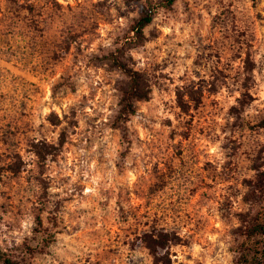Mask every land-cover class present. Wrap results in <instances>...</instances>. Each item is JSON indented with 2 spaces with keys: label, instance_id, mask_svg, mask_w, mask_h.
<instances>
[{
  "label": "clouds",
  "instance_id": "9594fccd",
  "mask_svg": "<svg viewBox=\"0 0 264 264\" xmlns=\"http://www.w3.org/2000/svg\"><path fill=\"white\" fill-rule=\"evenodd\" d=\"M95 2L40 0L39 14L34 17L35 25L28 26L31 17L26 25H9L5 29L8 35L0 36V123L6 124L20 117L21 104H26L23 111L28 115L17 122H32L36 125L43 123L49 143L57 144L61 130L73 119L71 106L88 97L86 106L75 117L78 125L75 126L76 134L71 136V140L87 144V137L93 136V142L87 150L75 147L71 152L66 151L63 155L68 159L66 163L61 161L63 167L56 168L53 164L55 170L46 174L56 177L49 191L59 193L55 197L62 201L59 211H54L52 205L44 206L41 203L39 187L34 192L22 191L20 196H15V189L12 190L14 203L23 199V204L19 209L14 208L4 215L3 221H0V241L15 236L19 244L27 237L28 248L35 250V255L30 256L33 264H104L101 254L107 249L118 251L107 255L106 264H128L130 244L125 241L131 242L137 236L143 237L152 222L163 217L161 224L178 228L176 235L180 238L179 243L168 241L173 253L172 264H216L209 259L211 248L208 241L212 238L206 237L197 228L193 217L184 214L187 207L179 212L173 211V207L180 209L181 205L189 201L191 197L188 193L191 189L200 190L210 185L207 197L202 196L195 205L198 214L195 218L207 214L202 210L204 206L215 214L213 201L222 199L228 187L222 177L228 172L229 157L221 146L230 132L222 131V128L227 123L225 115L228 108L237 104L241 92L229 94L226 88H222L214 98L221 101L224 112L216 115L215 111L218 110H211V119L206 124L201 122L196 125L188 141H185L183 135V122L188 120V116L178 106L174 91L177 84L184 83L179 79L171 85L173 91L162 95L157 92L153 100L139 109L145 113L143 117L136 114L126 121L123 118L113 120L111 123L116 126V131L108 127L102 137L91 131L86 132L85 129L91 127L88 123L90 120L97 130L110 123L113 110H110L109 105L114 103L111 96L114 89L107 83L97 89L95 98H92L93 89L90 86L106 81L109 77L103 69L90 65L89 57L98 53L101 43H111L104 37L115 28V24L99 28V36L92 33L85 35L86 32L75 26L77 14ZM153 2L157 3L158 0ZM172 7L175 12L165 7L156 9L155 21L160 35L144 48L131 52L138 61L136 69L163 61L168 51L180 41L183 46L176 49L177 54L184 57L186 53H191L192 56L182 61V66L174 75H182L185 67L191 75L192 60L196 56L191 41H195L199 33L200 36H210L212 40L230 46V50L226 48L223 60L231 62V71L235 74L237 70H243L248 45L251 44L255 52L254 59L259 66L255 73L259 91L253 90V94L258 95L259 99L249 109V113L264 111V0H175ZM9 9L6 0H0V12L7 16ZM112 11L115 16V9ZM217 16L227 21L219 31L218 24L208 23L210 18ZM116 23L125 26L128 20L120 18ZM134 29L129 32L130 40L136 37ZM235 37H239L240 43H235ZM5 39L8 43H4ZM204 42L209 43V40L205 39ZM236 53L239 55L233 59ZM161 71L170 72L171 69ZM72 81L78 82L75 91L71 87ZM165 100L176 107L165 110ZM53 114L58 118V124L52 122ZM177 114H180L179 119ZM149 117H154V121ZM249 118L253 123L258 122L253 117ZM169 119L172 123L167 127L165 121ZM125 123L132 133L131 143L121 131ZM200 128L203 129V135L196 134ZM173 129H176L177 134L174 139H169ZM248 139L251 142L256 137ZM259 139L264 140V136ZM172 148L176 149L175 153L171 151ZM182 151L183 154L178 155ZM82 156L84 159L81 161ZM24 158L36 159L34 154L25 155ZM74 160L79 161L78 167L73 164ZM240 161L242 166L248 163L244 157ZM209 164L215 167H207ZM68 165H72V171H69ZM201 165L207 167V173ZM33 167L34 164L29 165V168ZM155 169L159 170L158 173ZM157 175L164 178L173 176V181L167 190L154 198L150 186L155 184ZM209 176L215 178L214 184L209 182ZM66 177L71 179L62 182V178ZM227 181L235 183L234 180ZM176 197L180 198V204L176 203ZM99 201L105 202L104 211L112 218L120 217L121 204L126 212L130 210L134 213L121 225L115 237L105 239L104 229L90 233L85 226L88 217L82 216L81 210L86 207L92 209ZM91 215L98 213L92 211L89 213ZM9 224L12 225L11 231L8 230ZM219 235L226 242L229 239L225 229H220ZM152 240L158 243L160 236H153ZM132 254L144 256V264H154L148 247ZM244 255L246 260L241 264H264V237L259 238V242L256 237L249 241Z\"/></svg>",
  "mask_w": 264,
  "mask_h": 264
},
{
  "label": "rangeland",
  "instance_id": "374dc122",
  "mask_svg": "<svg viewBox=\"0 0 264 264\" xmlns=\"http://www.w3.org/2000/svg\"><path fill=\"white\" fill-rule=\"evenodd\" d=\"M6 2L10 5V9L7 12V16L0 12V36L6 37L8 35L5 29L9 25H26V21L31 17L32 19L28 26L36 24L34 17L39 14L40 0H6ZM162 2L163 0H158L157 3H154L153 0H96L90 8L82 9L75 17V26L86 32L85 35L92 33L99 36V28L104 25L115 24V28L110 30L104 37L105 40H110L111 43H101L98 53H93L89 57L90 65L97 69H103L109 77L106 81L90 86L93 89L92 98H95L97 89L103 88L106 83L111 84L112 89H114L111 93L114 103L109 105V108L113 110V116L110 118L108 125L98 130L91 120L88 121L91 127L85 129L86 132L91 131L102 137L108 127H113V130L116 131V126L111 121H118L122 118L120 113L121 99L123 91L128 86L129 79L121 70L114 66L109 56L111 53L118 54V50H121L124 52V60L130 67L136 69L135 66L138 61L131 55V52L144 48L147 43L160 35L155 17L157 15L156 9L163 7L160 5ZM172 6L167 9L175 12L176 10ZM55 7L59 8L61 6L55 5ZM150 7L154 8L155 14L153 21L146 27L147 31H145L144 41L138 44L133 43L134 39H129L131 25L135 19ZM113 9L116 12L115 16L113 15ZM132 13H136V15L133 16ZM218 15H222V13H218ZM209 16L211 17L210 13ZM120 18H126L128 23L125 26L117 24L116 21ZM226 22V19H221L220 16L210 18L208 21L210 25L212 23L218 24L217 31ZM240 36H243V33H240ZM205 39H208L209 43H205ZM234 39L235 43H240L239 37ZM225 40H227V37H225ZM4 43H8V41L5 39ZM191 43L196 49V56L192 60L191 75H189L187 67L184 68L183 74L179 77L174 75L182 66V61L192 56L191 53H186L184 57L177 54L176 49L183 46L180 41H177L175 47L168 51L163 61L136 69L143 75L144 80L151 88V92L148 100H141L135 103L136 113L134 115L139 114L143 117L145 113L140 112L139 109L153 100L157 92L162 95L173 91L171 85L176 84L177 79H179L184 83L177 84L174 91L177 96L178 106L188 116V120L183 122L185 126L184 139L188 141L191 139L196 125L201 122L206 124L211 119L213 115L211 110H218L215 111L216 115L224 112L221 101L214 98L222 88H226L229 94L236 91L241 92V96L237 98V104L228 108L225 115L227 123L222 128V131L230 132V135L225 137V143L221 146L225 150V155L229 157L227 162L229 166L228 172L222 177L228 187L222 199L213 201L216 208L215 214H212L207 206H204L202 210L207 214L199 215L198 219L195 218L198 215L195 205L200 202L202 196L207 197L210 185H205V188L200 190L191 189L188 193L191 199L181 205L180 209L173 207V211L176 212L184 211L185 207H187L188 210L184 214L193 217L197 228L203 231L206 237L212 238L208 241L211 248L210 260H214L216 264H236L238 249L243 242L242 233L245 231L246 225L256 216L264 215V140L259 139V137L264 136V125H261L264 120V111L249 113V109L253 108L255 101L259 99L258 95L253 94V90L259 91V82L255 75L259 66L254 59L255 52L252 50L251 44L248 45L243 70H237L233 74L231 62L223 60L226 48L230 50V46L219 40H212L210 36H200L199 33H197V39L191 41ZM238 55L239 53H236L233 59ZM168 68L171 69L170 72L161 71V69ZM193 77H196V79H193ZM69 79L71 80V78ZM77 86V81L71 82L73 91L76 90ZM185 96L188 97L187 100L184 99ZM87 100L88 97H85L83 101L71 106L70 113L73 119L61 130L57 144L49 143L48 132L43 123L36 125L32 122L23 124L17 122L28 115V113L23 111L27 107L26 104H21L20 117L13 118L6 124L0 123V221H3L4 215L14 208L19 209L20 205L23 204V199L19 203H14L13 189H15V196H20L22 191L34 192L39 187L41 203L44 206L52 205L54 211L60 210L62 201L55 199V197L59 196V193L49 191L56 177L46 174L55 170L52 167L53 164L56 168L63 167L61 161L63 160L66 163L68 159L63 153L66 151L71 152L72 148L75 147L87 150L93 142V136L87 137V144H84L83 141L77 143L71 140V136L76 134L75 126L78 125V120L75 117L86 106ZM163 103L165 110L169 107H176V105H170L166 100ZM255 107L258 109V105ZM245 113H248V115L246 116ZM229 117L233 119H229ZM249 117L257 119L258 122L253 123V120ZM179 118L180 114H177V119ZM65 119H67V116ZM149 119L154 121L155 118L149 117ZM51 120L54 124L59 123L55 114H53ZM165 123V126L170 127L172 121L169 119ZM52 130L54 131L55 129ZM121 131L124 138L131 143L130 136L132 133L127 128L126 123ZM29 133H36V135H30ZM176 134V129H173L169 134V139H174ZM196 134L203 135V129H197ZM37 136L39 137V142H37ZM252 136L256 137V139L250 142L248 138ZM65 145L68 147L66 148ZM171 151L175 153L176 149L172 148ZM28 154H34L36 159L26 160L24 157ZM182 154L183 151L178 155ZM241 157L248 161L246 165H241ZM83 159L84 157L82 156L81 161ZM30 164H34L35 167L29 168ZM73 164L78 167L79 161L74 160ZM201 167L207 173V167L214 168L215 166L209 164L207 167L204 165H201ZM68 169L72 171V165H68ZM155 171L158 173L159 170L155 169ZM69 179L71 177L62 178V182L66 183ZM208 180L213 184L215 182V178L211 176L208 177ZM227 180H234L235 183H229ZM14 181L15 184L13 183ZM172 181L173 176L164 178L157 175L155 184L150 186V192L154 198H158L162 192L167 190L169 183ZM175 199L176 203L180 204V198L176 197ZM104 206L105 202L99 201L92 209L87 207L82 209L81 215L88 217L85 220L88 232L97 233L104 229L103 236L107 239L109 236L115 237L121 225L126 223L130 214L134 215V213L130 210L126 212L123 204H121L120 217L118 219L112 218L109 213L104 211ZM92 211L97 212L98 215L89 216ZM162 220L163 217L155 219L150 229L143 234V237L137 236L131 242L125 241V243L130 244L128 264H144V256L132 254L137 250H142L144 247L149 248L150 254L154 258V264H172L171 255L173 253H171L168 241L179 243L180 238L176 235L178 228L170 227L166 224L162 225ZM220 229H225L226 235L229 237L227 242L219 235ZM8 230H12L11 224L8 225ZM157 235L160 236L158 243L152 240V237ZM213 245L215 246L213 247ZM221 245H224L223 249ZM165 249L168 250L165 251ZM117 251L118 249H107L105 253H102L104 264H106L107 255L109 253L115 254ZM34 255L35 250L28 248L27 237H25L23 243L19 244L15 236L0 241V264H2L1 259L4 256L13 258L19 264H33L30 256Z\"/></svg>",
  "mask_w": 264,
  "mask_h": 264
},
{
  "label": "trees",
  "instance_id": "16d2710c",
  "mask_svg": "<svg viewBox=\"0 0 264 264\" xmlns=\"http://www.w3.org/2000/svg\"><path fill=\"white\" fill-rule=\"evenodd\" d=\"M175 3V0H163L160 4L163 7H171ZM155 10L153 7L146 9L137 19H135L131 25V29L135 28L136 37L133 38V43H142L145 38V29L153 21ZM118 54L111 53L110 59L113 61L114 66L121 70L129 79L127 88L123 91L121 99L120 113L124 120L130 118L131 115L136 113L137 101L148 100L150 98L151 88L146 83L143 75L138 70L130 67L128 63L124 60V52L118 50ZM264 125V120L262 121ZM243 234V242L238 249V260L236 264H241L242 261L246 260L244 255L245 249L254 237L259 238L264 237V215L256 216L246 225ZM258 254V253H257ZM2 264H19L13 258L9 256H4L1 259Z\"/></svg>",
  "mask_w": 264,
  "mask_h": 264
}]
</instances>
